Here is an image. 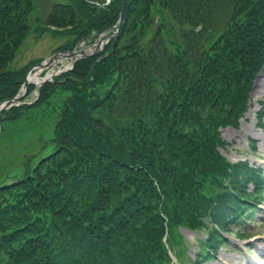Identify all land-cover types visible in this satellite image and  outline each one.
I'll return each mask as SVG.
<instances>
[{
  "label": "trees",
  "instance_id": "1",
  "mask_svg": "<svg viewBox=\"0 0 264 264\" xmlns=\"http://www.w3.org/2000/svg\"><path fill=\"white\" fill-rule=\"evenodd\" d=\"M145 1H129L113 46L1 114L15 121L67 94L53 102L51 137L0 177V264H161L162 214L196 227L203 202L221 203L217 189L235 178L218 127L238 125L264 64V0H161L180 26L175 48L159 29L125 34ZM29 3L0 0V103L30 64L9 67ZM121 3L96 4L78 39L113 25ZM74 17L73 4L54 3L42 25Z\"/></svg>",
  "mask_w": 264,
  "mask_h": 264
},
{
  "label": "rangeland",
  "instance_id": "2",
  "mask_svg": "<svg viewBox=\"0 0 264 264\" xmlns=\"http://www.w3.org/2000/svg\"><path fill=\"white\" fill-rule=\"evenodd\" d=\"M28 1H30L27 14L29 28H25L22 33V41L19 42L14 58L10 61L9 67L14 69L25 66L29 62H42L48 55L59 50L61 45L75 44L78 40L75 24L80 21L87 22L89 18L100 14V9L96 7L97 3L92 2L93 0ZM53 3H69L75 6L76 18L74 17L75 19L69 26L62 23V21L56 25L46 26L40 23L41 20H45L48 17V12ZM140 7L142 8L140 9L141 13L132 15L134 18H130L131 24L125 34L129 35L132 31L143 27L146 37H149L155 29H159L166 41L171 45L169 47L175 48V45L179 44L178 42L180 41L178 32L180 26L172 20L170 12L168 13L161 0H146ZM146 10L149 12H146ZM147 13H149V17L145 20ZM221 19V22L225 20L223 17ZM57 65L59 64L49 65L40 75H49L50 72H56L55 68ZM253 84L250 92V108L244 117L241 118L239 126L233 127L229 125L220 128L224 140L227 141V146L221 148V152L233 161L247 159L249 163L259 166L264 172V127H262L264 118L262 121H258L255 117V112L261 108L259 103L264 97V66ZM35 92L36 90L30 92L25 97V101H33L36 96ZM60 93L54 92V99L50 98V105L42 108L36 107L24 113L15 121L6 120V122L0 124V177L8 170L18 169L26 155L38 150L41 139H49L51 137L55 128L54 121L56 120L50 113L54 106L53 102L61 105V102L67 96L65 92ZM261 207V214L264 215V207ZM258 213L255 214V218ZM256 222H258V219ZM240 226L241 224L238 227L232 224L226 227L225 231L228 233L225 235L229 243H224L217 254L213 258L204 261L203 264H253L252 260L254 259L263 263L264 223L246 225L245 230H241L242 227ZM247 232L255 236L251 240H243L245 242L233 238L235 237L234 233H238L237 236L239 237H245L248 236L246 235ZM180 233L183 234V243L187 246L182 255L189 262L187 264H191V261L196 259V253L199 251L200 243L205 238V235H198L185 228H180ZM249 241H252L254 245L250 261L247 260V255L243 258L238 253L239 249L242 250V247L246 246ZM239 243L245 244L241 246Z\"/></svg>",
  "mask_w": 264,
  "mask_h": 264
},
{
  "label": "water",
  "instance_id": "3",
  "mask_svg": "<svg viewBox=\"0 0 264 264\" xmlns=\"http://www.w3.org/2000/svg\"><path fill=\"white\" fill-rule=\"evenodd\" d=\"M126 2H127V0L124 1L123 5H122V8H121L120 24H119V27L118 28H120V26H121V21H122L123 16H124V7H125ZM73 53L74 52H70L69 55L70 54H73ZM24 83H25V86H27V84H28L27 81H25ZM13 100H15V99H13ZM10 101H12V100H9L8 103H10ZM0 112H1V109H0Z\"/></svg>",
  "mask_w": 264,
  "mask_h": 264
}]
</instances>
